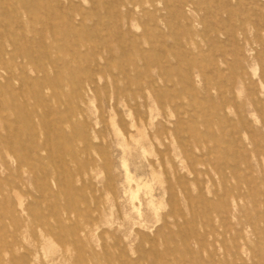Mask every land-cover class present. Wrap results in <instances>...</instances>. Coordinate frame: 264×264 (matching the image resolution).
<instances>
[{"label":"rangeland","instance_id":"374dc122","mask_svg":"<svg viewBox=\"0 0 264 264\" xmlns=\"http://www.w3.org/2000/svg\"><path fill=\"white\" fill-rule=\"evenodd\" d=\"M196 2L0 0V264H264V41Z\"/></svg>","mask_w":264,"mask_h":264},{"label":"bare ground","instance_id":"6f19581e","mask_svg":"<svg viewBox=\"0 0 264 264\" xmlns=\"http://www.w3.org/2000/svg\"><path fill=\"white\" fill-rule=\"evenodd\" d=\"M202 1V0H201ZM210 2V7H204L201 8L199 5V2L195 3L193 7L190 8V11L193 13H198V11L202 10L204 11V14H210V16H213L214 20L217 21V23L220 25L219 30L222 34L226 35L225 25H226V18L227 19H233L234 17H238V20L240 21V24L238 27H236V30L241 33L246 39H247V31H255L257 33V41L259 43L263 44L264 41V0H203ZM202 26H206V22H201ZM248 40V39H247ZM251 49V48H250ZM50 63H56L58 64V60L54 59ZM65 64V63H64ZM69 69V68H68ZM40 72L45 73L43 68L39 69ZM74 82L78 85L79 89H87L89 92H92L95 94V85L98 82V80L95 81V79L92 77V74H88L86 76L85 82L74 80ZM122 94L124 96V101L130 102V97H137L136 92L132 91L131 94L127 95L125 91L115 90V97L116 99L118 96ZM243 95V94H242ZM160 103L161 101L158 100ZM226 102V101H225ZM259 102V101H258ZM141 123L143 124V118L139 119ZM144 125V124H143ZM135 127V125L133 124ZM137 131L139 133V139L147 138L146 133L144 130H140L137 128ZM44 143V142H43ZM9 144V146H12V143L5 137L0 136V145ZM6 152V149H2L0 147V154ZM127 179L129 181H132L133 178L127 173ZM141 187H144L149 190L150 194V203H153V195L151 193V188L147 183L142 182H136V187L139 189ZM82 212V211H81ZM57 220V219H56ZM90 226H92V222L90 223ZM75 233L79 232L78 229H74ZM219 232V231H218ZM49 240V239H48ZM13 245V244H12ZM67 245H71L70 242H67ZM218 245V244H217ZM11 246V245H10ZM19 246V245H18ZM68 251V250H67ZM6 254V253H5ZM172 256H174L173 253H171ZM173 264H182V261L178 260L176 257H174ZM11 261V260H10ZM5 264V263H4Z\"/></svg>","mask_w":264,"mask_h":264}]
</instances>
